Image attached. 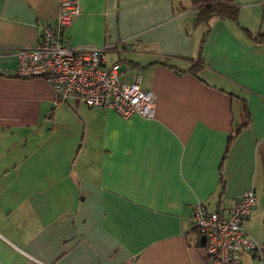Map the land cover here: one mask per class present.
<instances>
[{"label": "crops", "instance_id": "crops-1", "mask_svg": "<svg viewBox=\"0 0 264 264\" xmlns=\"http://www.w3.org/2000/svg\"><path fill=\"white\" fill-rule=\"evenodd\" d=\"M192 1L77 0L68 44L153 96L151 119L123 121L12 78L58 0H0V264H204L191 208L226 216L248 191L261 254L239 264H264V48L240 31L264 37V0H232L238 26H194Z\"/></svg>", "mask_w": 264, "mask_h": 264}, {"label": "built area", "instance_id": "built-area-1", "mask_svg": "<svg viewBox=\"0 0 264 264\" xmlns=\"http://www.w3.org/2000/svg\"><path fill=\"white\" fill-rule=\"evenodd\" d=\"M78 14L77 0H58L55 20L41 27L34 47L16 52V69L11 77L42 80L54 96V107L74 100L123 121L151 119L153 96L140 88L136 75L125 83L127 66H107L103 51L68 44L65 32ZM256 204L254 192L248 191L229 203L226 216L199 204L191 208L190 226L202 240L204 264H239L242 255L260 257L257 244L246 239L242 229Z\"/></svg>", "mask_w": 264, "mask_h": 264}, {"label": "trees", "instance_id": "trees-1", "mask_svg": "<svg viewBox=\"0 0 264 264\" xmlns=\"http://www.w3.org/2000/svg\"><path fill=\"white\" fill-rule=\"evenodd\" d=\"M191 8L196 12L195 19L193 20L194 26L201 24L206 26L208 21L213 18L224 19L233 25L238 26L236 21L238 6L232 0H194L191 3ZM240 31L252 45L264 48L263 36L258 35L252 37L245 30L240 29ZM206 33L203 35L202 41L198 46V51L194 60L198 66L201 63L200 52ZM194 71H196V69L192 67L187 72L192 73ZM191 232L195 234L193 230H191Z\"/></svg>", "mask_w": 264, "mask_h": 264}, {"label": "water", "instance_id": "water-1", "mask_svg": "<svg viewBox=\"0 0 264 264\" xmlns=\"http://www.w3.org/2000/svg\"><path fill=\"white\" fill-rule=\"evenodd\" d=\"M200 242L202 243V240Z\"/></svg>", "mask_w": 264, "mask_h": 264}]
</instances>
